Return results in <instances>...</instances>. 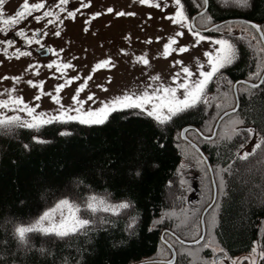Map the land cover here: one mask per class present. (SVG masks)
Listing matches in <instances>:
<instances>
[{
  "label": "trees",
  "instance_id": "16d2710c",
  "mask_svg": "<svg viewBox=\"0 0 264 264\" xmlns=\"http://www.w3.org/2000/svg\"><path fill=\"white\" fill-rule=\"evenodd\" d=\"M246 1L241 7H227L229 3L209 0L210 24L245 18L264 25V0ZM199 10L194 4L191 15ZM230 39L238 50L237 59L226 69L230 80L257 81L264 52L259 62L252 49ZM241 87L239 110L227 118L241 121L237 132L220 137L222 123L211 142L192 136L213 167L218 198L209 214L215 212L214 238L230 257L251 253L255 245L264 253V82L255 89ZM129 111L113 113L100 125L70 122L39 130L22 126L1 130L0 264H136L161 254L164 229H177L184 237L194 234L197 225L191 228L185 216L188 188L179 180V143H183L179 128L157 125ZM209 118L199 105L176 123L205 133ZM65 131L69 134L60 135ZM36 134L47 142L32 140ZM253 135L259 147L246 151ZM245 152L248 155L241 158ZM210 184L200 210L210 203ZM92 195L98 209L121 202L128 207L118 215L98 210L91 214L95 223L87 230L63 236L33 231L21 242L15 235L16 226L29 225L58 200L67 197L79 204ZM170 211L179 218L162 220ZM180 263L189 264V257ZM257 264H264V256Z\"/></svg>",
  "mask_w": 264,
  "mask_h": 264
},
{
  "label": "rangeland",
  "instance_id": "374dc122",
  "mask_svg": "<svg viewBox=\"0 0 264 264\" xmlns=\"http://www.w3.org/2000/svg\"><path fill=\"white\" fill-rule=\"evenodd\" d=\"M217 1L222 2V4L223 2L229 3L227 7H241L247 4L246 0ZM21 2L22 0H4L3 5H0V8L3 9V12L0 13V20H3V23L0 24V99L22 97L31 106L39 105L36 108L37 113L47 111L49 114H53L55 112L58 106L51 100V95H59L61 104L66 108L72 105L70 98L75 93V88L79 83L83 82L82 78L90 72L92 78L88 80L79 98L82 99L86 93L93 92L96 98L103 100L122 94L126 90H142L144 85L148 83L149 76L158 75L161 81L167 82L169 77L178 71L179 68V66H172L173 59H182L185 65L189 66L194 72L197 70L199 63L206 64L203 51L209 48L208 42L201 41L195 47H192L195 44V40L188 34L187 29H181L165 18L166 14L174 8L172 0H155L156 3L161 4L160 8H155L149 4L142 5L139 0H69L65 6L66 11L59 12V19H57L56 15H53L44 17L37 22L29 16L27 20L19 23L7 22L8 19L4 18V14L14 15ZM37 2L39 0H29V3ZM44 3L53 12H56L57 9L53 5L58 4L59 0H44ZM165 3L168 5L167 8L164 7ZM81 4L85 6L81 7ZM192 4H195L198 9H202L199 8L196 0H193ZM74 7L78 8L79 11L74 18H69L67 11L73 10ZM108 8L113 11L108 12ZM43 11L41 9L39 13L35 14H42ZM97 12L100 15L94 16L93 14ZM117 12L133 13V15H116ZM193 15H190L189 24ZM48 20L54 22L48 23ZM85 21H87V24ZM210 21L206 16L202 17L197 21V26L201 29L208 28L213 25L212 22L210 24ZM229 27L231 28V33H228ZM18 28H24L27 36L34 37L31 45H25L22 38L13 36V32ZM86 28L87 31L85 30ZM35 29L40 30L39 36L38 33L34 34L33 30ZM56 31L60 32L59 36L54 35ZM177 31H184L185 34L177 38V43L179 45H188V51L179 55L173 53L165 58L163 55V44L168 41L169 37L175 36ZM212 34L218 38L221 36L234 38L236 42L244 43L248 48L252 49L253 59L254 57L258 59L262 51L264 52L263 45H261L262 43H260L259 37L256 35L257 33L244 23H229L220 27L219 32ZM5 37L14 40V43H4ZM156 37L160 39L157 40ZM149 38H151V42H149ZM35 39L40 40V45L35 43ZM41 46L53 48L55 54L40 55ZM17 48L21 52H29L30 55L16 53ZM61 49L63 51H60ZM121 49H124L125 52L122 53ZM140 55H144L149 60L148 65L135 62L134 58ZM106 58H111L113 66L97 69L93 72V65L99 60ZM52 60L69 63L73 67L57 72L55 66L52 69L46 67ZM258 61L260 62V59ZM37 64L40 65L39 68L35 67ZM29 65H33V67L29 68ZM262 66L261 72L264 71V64ZM224 70L222 69L221 71ZM77 73L81 76V80L73 81L70 85L66 84L59 93L55 91L56 84L64 83L68 77L77 75ZM4 77H8V79H3ZM11 77H18V79L13 80ZM109 77L111 78L110 81ZM28 80H32L34 84H39L40 81H44V83L41 87H32L27 84ZM229 81L231 80L224 82V87L217 83L210 84L206 96L207 104L200 105L205 108L210 117L206 134H211L215 121L222 112L234 107L233 83ZM96 85H101L106 91H102ZM240 89L243 88L239 86L238 90ZM36 95H39V100L34 99ZM92 106L95 107L96 105ZM0 111L5 115L18 114L22 119L26 118L23 113H13L6 109H0ZM234 120H237V118L227 119L223 122L220 137L230 138L237 132L240 126L239 124L233 126L231 122ZM16 126H21V122L0 125V132L1 130H11ZM233 127L235 131H233ZM253 137L254 135L246 151L254 145ZM179 147L182 154L179 180L182 185L188 188L185 216L186 220H190L187 224L191 228L197 225L198 233L200 232V215L203 211L202 209L200 210L198 205H202L207 199L210 182L209 174L201 157L190 146L185 143H179ZM209 195L207 203L211 201L212 189L209 191ZM55 204L45 211L53 208ZM62 211L64 210H57L51 215L52 223L60 222ZM65 215H67L66 212ZM214 216L215 212H211L207 218L208 235L205 245L210 246L213 255H216L222 254V252L219 251L220 248L214 238ZM39 217L29 224L35 223ZM170 218L172 220L173 218H179V216L174 215L170 211V213L163 214L161 219ZM43 223L47 225L49 221L45 220ZM163 223L165 224L166 222ZM203 247H184L183 251L189 257V264H195L200 261ZM254 247L256 248L255 253L251 251V253L234 257L230 260L231 264L233 262L235 264H257L261 253L258 245ZM213 249H216V251H213Z\"/></svg>",
  "mask_w": 264,
  "mask_h": 264
},
{
  "label": "snow or ice",
  "instance_id": "6c2138e0",
  "mask_svg": "<svg viewBox=\"0 0 264 264\" xmlns=\"http://www.w3.org/2000/svg\"><path fill=\"white\" fill-rule=\"evenodd\" d=\"M69 0H59V3L53 5L56 12L49 9L44 0H39L37 3H29V0H22L21 4L18 5L14 12V15L8 17L9 23H19L27 20L31 16L35 21L39 22L44 17H51L53 15L57 16L59 19V12H65V6L68 4ZM199 8H206L207 0H196ZM4 0H0V5H3ZM140 4H149L155 8H160L161 4L156 3L155 0H139ZM174 5L173 10L169 11L165 18L169 19L173 24L179 26L181 29H187L188 34L194 38L195 47L201 41L208 42L209 48L203 51V57L205 58V63H199L197 70L194 72L189 66L185 65L182 59H173L172 66H179L178 71L174 72L168 79L167 82L161 81L158 75L149 76L148 83H146L142 90L140 91H124L122 94L112 96L110 98H105L99 100L95 97V93L88 92L84 98H79L81 92L84 91L88 80L92 78L91 72L84 76L83 82L79 83L75 88V93L71 96L72 105L69 107H64L61 104V98L59 95H51V100L58 106L53 114H49L47 111L36 112V108L39 105L31 106L26 103L22 97H9L8 99H0V109H6L13 113H23L26 118L18 114L5 115L0 111V125H10L13 122H21V126L27 129H41L46 125L59 123L67 124L70 122H75L81 125L91 126L100 125L108 121L109 117L113 113H127L130 114L129 110L136 111L141 116H146L151 119L157 125H175L179 128L178 138L185 137V133L195 132L196 135L206 141L211 142L210 136L204 135L200 129H193L191 125L181 126L176 122L183 118L184 115L188 114L190 110H195L201 104H207L206 96L208 94L207 90L209 85L219 82L224 79L227 75L226 71H221L222 69H227L233 62L237 59L238 50L235 43L231 41L230 38H225L223 36L216 37L212 33L219 32L220 26L213 24L211 30L207 34H202V29L194 28L193 25L189 24L191 10L194 5L192 0H172ZM81 7L85 5L81 4ZM167 8V3L164 4ZM44 11L42 14L39 13L40 10ZM79 11L78 8H73L71 11H67V16L69 18H74L76 13ZM108 12H112L111 8L107 9ZM3 9L0 8V13ZM187 13V14H186ZM35 14V15H34ZM94 16H99L100 13H94ZM116 15H133V13H123L117 12ZM207 17V13L205 12ZM211 20V17H207ZM54 21L48 20V23H53ZM87 24V21H85ZM255 30L261 32L264 36V25H251ZM87 31V28L85 29ZM34 34L39 33V29L33 30ZM228 33H231V28H228ZM184 31H177L175 36L169 37L168 41L163 44V55L168 57L169 55L175 53L177 55L185 53L188 51V45H179L177 43V38L184 35ZM46 35V33H45ZM54 35L59 36L60 32L56 31ZM14 37H19L23 39L25 45H31L33 43L34 37H29L25 34L24 28H18L13 32ZM159 40V37H156ZM151 42V38H149ZM4 43L12 44L14 40L5 37ZM35 43L40 45V40L35 39ZM41 50L45 53L55 54V50L51 47L44 48L41 46ZM60 51H63L61 49ZM122 53L125 52L124 49L120 50ZM16 53L21 55H30L29 52H21L19 48L16 49ZM135 62L142 63L144 65L149 64V60L144 56H136L134 58ZM55 66L57 72H61L62 69L72 68L73 65L69 63H64L58 60H52L46 67L52 69ZM111 58H106L99 60L92 67V71L97 69L112 67ZM33 65H29L32 68ZM39 68L40 65H35ZM63 74V73H62ZM3 79H8L4 77ZM11 79L16 80L18 77H11ZM109 77V81H110ZM81 80L79 73L77 75L68 77L64 83H58L55 85V91L60 92L66 84L70 85L73 81ZM231 82V81H229ZM44 81H40L39 84H34L32 80H28L27 84L32 87H41ZM96 87L101 88L102 91H106L101 85H96ZM253 87H258V85L253 84ZM34 99L39 100V95L34 96ZM87 105V106H86ZM92 105H96L93 107ZM235 111V109H233ZM234 126L235 124L241 123L240 120H234L231 122ZM233 131L235 128L233 127ZM249 134H252V129H248ZM68 132H61L60 135H67ZM32 140L37 143H45L41 135H33ZM163 147V145H160ZM27 147V145H24ZM259 147L258 144L253 145V151ZM248 155L247 152L243 154L241 158ZM201 159H205L201 155ZM136 175H140L139 171ZM171 184V181H169ZM103 204V201H100ZM128 204L126 202H121L114 205H105L102 209H98L97 198L92 195L81 200L79 204L64 197L56 202L53 208L45 211L38 220L33 224L21 225L15 227V235L21 242H26V234L33 231H39L44 234H55L58 236L67 235L68 233H75L78 230H87L89 225L95 223L94 219L91 218V214L98 210H103L105 212H110L113 215H118L120 211L127 208ZM64 210L61 212V220L59 223L51 222V215L57 210ZM83 211L86 217H81L79 213ZM65 212L67 215H65ZM48 220L49 223L45 225L43 222ZM151 231V228H149ZM255 243V242H254ZM207 247V245H205ZM43 251V249H41ZM216 251V249H213ZM223 252V249H219ZM252 252H256V248H252ZM264 256V253H261ZM235 264V262H233Z\"/></svg>",
  "mask_w": 264,
  "mask_h": 264
},
{
  "label": "water",
  "instance_id": "95a60500",
  "mask_svg": "<svg viewBox=\"0 0 264 264\" xmlns=\"http://www.w3.org/2000/svg\"><path fill=\"white\" fill-rule=\"evenodd\" d=\"M209 8V0H207V6L206 8H202L199 12L195 13L192 17H191V22L190 24L193 25L194 28L200 29L197 26V19L203 15H205V12L207 13ZM234 22H240V23H244L246 25H248L250 28H252L258 35L263 47H264V36H262L261 32L255 30L251 25H260L258 23H255L251 20H247L245 18H232V19H227L224 20L222 22H218L216 23V25H219L220 27L227 25L229 23H234ZM212 26L206 28V29H202V34H207L210 30H211ZM39 54L42 56H47L48 53L43 52L42 50L39 51ZM227 75L224 77L226 78ZM264 82V71L262 72L260 78L257 81H250V80H246V79H241V80H237L234 82L233 87H232V91H233V95H234V100H235V105L233 108L224 111L216 120L212 132L211 134H204L202 131V133L206 136H210L211 141H213L218 134L219 128L221 123L228 117L234 115L237 113V111L239 110L240 107V95H239V91H238V87L243 85L246 86L248 88L251 89H255V88H259L262 83ZM217 84H224V79L216 82ZM253 84L258 85V87H253ZM233 109H235V111H233ZM189 126V125H187ZM193 129H199L196 126L191 125ZM190 133V132H188ZM188 133H185V137H180V140L187 143L189 146H191L201 157V155L205 158L202 159L203 162L205 163V166L208 170L209 176H210V181H211V185H212V199L211 202L206 206V208L203 210L202 214H201V218H200V224H201V236L198 240L194 241V242H187V241H183L180 240V242L185 245V246H196L199 245L203 242L205 235H206V223H205V218L206 215L208 214V212L214 207L216 201H217V197H218V187H217V183H216V179H215V175H214V171H213V167L211 165V163L209 162L207 156L205 155L204 151L202 150V148L196 143L194 142L192 139H190L188 137ZM195 133V132H194ZM196 134V133H195ZM169 231H163L161 233V242L163 244H165L171 253V259L164 262V261H142L136 264H150V263H166V264H174L177 258V254L176 251L173 247H171L168 243H166L165 241V234L168 233Z\"/></svg>",
  "mask_w": 264,
  "mask_h": 264
},
{
  "label": "flooded vegetation",
  "instance_id": "af4514ba",
  "mask_svg": "<svg viewBox=\"0 0 264 264\" xmlns=\"http://www.w3.org/2000/svg\"><path fill=\"white\" fill-rule=\"evenodd\" d=\"M9 16H10L9 13L4 14V18L5 19H8ZM2 23H3V20H0V24H2ZM39 35L40 34L38 33V36ZM224 71H226V70H224ZM226 72H227V77L224 79V82L226 80H230V75H229L228 71H226ZM234 82L235 81H232V83H234ZM224 86H225V84H224ZM192 136H197V135L195 133H193V132L188 133V137L190 139H192L193 141H195V139ZM197 138H198V136H197ZM196 142L199 143L197 140H196ZM199 145H200V143H199ZM208 215H209V213L206 215V218H205L206 235H205V238H204L203 242L201 244H199V245H196V246H185V245H183L180 242V240L187 241V242H194V241L198 240L199 237L201 236V224H200V232L197 233V231H198V229H197L194 232V234H192L190 237H184L181 234V232L179 230H177V229L166 228V229L163 230V231H169L164 236L165 241H166V243H168L171 247H173L175 249L176 254H177V258H176V261H175L174 264H181L180 263L181 259L188 258V255L183 251L184 247L185 248H187V247L197 248V247H203V246L204 247H203L202 252H201L200 261L196 262L195 264H231L230 260L232 258H234V257H230L224 252H222V254H216V255L214 254L213 255V252H212L210 246L205 247V241H206V238H207V235H208V220H207ZM200 218H201V215H200ZM160 240H161V235H160ZM161 245H162L161 254L159 256L157 255V257H154L152 259H148V261H164V262H166V261L171 259V253H170L169 248L165 244H163L162 242H161ZM239 256H241V255H239ZM150 264H166V263H150Z\"/></svg>",
  "mask_w": 264,
  "mask_h": 264
}]
</instances>
